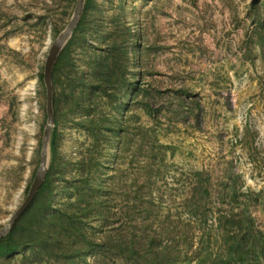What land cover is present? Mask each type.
I'll return each mask as SVG.
<instances>
[{
  "label": "rangeland",
  "instance_id": "1",
  "mask_svg": "<svg viewBox=\"0 0 264 264\" xmlns=\"http://www.w3.org/2000/svg\"><path fill=\"white\" fill-rule=\"evenodd\" d=\"M76 1L0 0V229L38 169L47 120L44 64L55 29L66 27ZM124 25L135 36L126 88L133 98L117 114L128 122L127 144L117 153V138L110 137L98 181L106 185L112 176V207L126 206L134 177L146 172V152L137 149L136 128L143 126L151 136L147 148L154 147L150 190L161 211L178 220V236L187 233L194 242H180L179 264H199L209 252L220 258L226 248L219 217L250 213L264 232V0H93L73 45L76 85L94 75L110 31ZM94 90L75 110L70 97L59 104L58 164L66 178L78 174L90 145L86 120L116 114L112 100ZM195 171L210 179L206 235L198 227L187 232L182 223ZM64 199L63 191L55 196ZM97 258L72 264H107ZM0 264H23L21 253Z\"/></svg>",
  "mask_w": 264,
  "mask_h": 264
},
{
  "label": "trees",
  "instance_id": "2",
  "mask_svg": "<svg viewBox=\"0 0 264 264\" xmlns=\"http://www.w3.org/2000/svg\"><path fill=\"white\" fill-rule=\"evenodd\" d=\"M92 2L86 0L80 22L54 67L55 125L59 122L57 112L61 99L70 97L75 110L82 98L95 91L94 87L112 100L111 107L116 114L108 120L96 116L86 120L90 145L85 158L78 164V174L72 178H66L67 172L58 164L57 127L54 128L50 144L52 157L46 180L10 233L0 241V258L21 253L23 264H72L97 254V263L179 264L181 253L177 250L180 242L189 245L194 242L187 233L178 236V220L169 212L161 211L150 190V162L154 159L150 153L154 152V147L146 146L151 138L149 131L143 126L136 128L141 132L137 149L140 153L146 152L141 160L146 172L143 178L134 177L124 208L115 210L112 207V176L108 177V185L98 181L110 137L114 135L117 138V153L127 144L124 138L128 136V122L117 114L124 106L123 101L127 100L128 105L133 98L126 88L130 84L129 68L133 61L128 44L135 36L131 27L126 25L123 30L112 29L108 35L109 46L101 56L98 54L94 75L88 81L79 80L76 85L72 76L75 71L73 45L84 30ZM63 29H55L54 38ZM138 58H134V64L139 61ZM58 87L59 98L56 96ZM146 107L153 113L151 104ZM191 175L194 182L183 202L187 219L182 223L187 232L198 227L206 235L207 227L203 223L206 217L204 209L211 196L210 179L200 171ZM63 180L65 186L61 187ZM29 188L30 185L27 192ZM59 191L64 192L66 199L55 200ZM217 221L226 253L214 259L209 252L199 264H264V232L258 228L250 213L240 216L231 212ZM203 238H200V244L204 243Z\"/></svg>",
  "mask_w": 264,
  "mask_h": 264
},
{
  "label": "water",
  "instance_id": "3",
  "mask_svg": "<svg viewBox=\"0 0 264 264\" xmlns=\"http://www.w3.org/2000/svg\"><path fill=\"white\" fill-rule=\"evenodd\" d=\"M86 0H77L73 15L69 20L66 27L58 34L55 40L51 43L49 48L43 70V82L46 92V125L43 131V138L41 142L40 162L38 169L35 173L33 181L30 185L27 196L21 206L11 216L9 221L0 229V241L6 237L12 230L15 222L30 206L35 197L37 196L40 188L44 184L49 167L51 155V137L55 128V92L53 84L54 67L61 55L62 51L70 41L76 27L78 26L82 14L84 12Z\"/></svg>",
  "mask_w": 264,
  "mask_h": 264
}]
</instances>
